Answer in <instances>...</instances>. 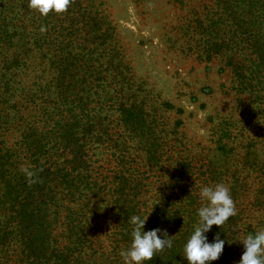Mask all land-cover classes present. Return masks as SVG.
<instances>
[{
  "label": "rangeland",
  "instance_id": "rangeland-1",
  "mask_svg": "<svg viewBox=\"0 0 264 264\" xmlns=\"http://www.w3.org/2000/svg\"><path fill=\"white\" fill-rule=\"evenodd\" d=\"M263 1L72 0L73 5L65 11L71 18L63 21V14L57 12L54 16L58 18L57 26L62 25L60 29L54 25L56 34L49 32L53 26L47 25L51 21L47 17L49 13L41 15L43 29L39 32L47 42L45 46H57L58 51L52 52L64 57L62 51L68 42L71 44L73 57L69 69L76 76L75 97L73 104L64 109L67 116L54 110L44 118L40 106L47 101L50 104L54 96L47 88L40 89L39 83L35 86L41 80L38 72L43 70L46 75L47 71L59 69L51 68L46 62L43 68L27 69L19 83L36 93V101L33 98L27 104L29 108L15 116L11 112L12 101L0 102V120L12 122V128L0 133L2 154L11 156L7 163L0 165V220L18 216L19 231L25 234L30 222L24 210L33 201L30 198H46L50 193L44 192L41 176L33 175L29 179L22 171L30 166L27 155L15 154L21 134L27 128L26 120L19 119H30L25 112L34 114L36 108L44 119L38 120L39 127L56 129L63 140L61 144H50L49 150L64 152L62 156L77 164L87 154L88 165L83 169L79 164L76 174L88 175L98 186L93 193L81 187L72 189V195L69 189L68 204L73 206H78L81 198L96 195L93 199L97 206L114 205L117 200L137 202L143 216L159 202L158 206L169 202L174 211L183 204V198L178 196L185 190L199 199L197 187L190 192L193 186L211 179L228 181L225 168L230 169V176L235 170L246 172L254 155L261 160L264 157V103L253 101L249 88L239 82H253L248 79L251 69L248 58L252 55L241 31L264 32V24L252 26L248 16L243 15L250 10L264 19L263 13L254 10L256 4L262 10ZM31 12L34 14L36 10ZM67 27L71 34H65ZM231 43L233 49L228 48ZM7 57L11 58L12 54ZM60 64L65 68V61ZM26 103V100L19 101L16 106L24 108ZM236 121L242 122V128H237ZM221 123L229 127L223 130ZM232 123L237 127L229 125ZM17 125L23 127L19 130ZM260 135L261 142L254 140L252 146L251 139ZM14 143L18 145L12 147ZM152 156L160 159V165L153 163ZM177 167L181 169L175 170ZM173 186H177L175 191ZM115 188H121L123 198H110ZM51 195L59 198V191ZM15 200L23 208L19 215L11 212ZM32 209L36 218L38 215L42 218V210ZM154 211L149 215L145 231L169 227L170 232L172 225H168L164 215H154ZM179 215L186 220L185 212L180 211ZM110 220L111 224L109 221L104 224L106 218L101 220L105 231L102 236L109 237L103 259L109 264H123L120 252L129 246L124 243L116 252L112 251L114 247H109L116 244L113 232L117 227L116 218ZM13 223L8 224L11 225L8 235L0 231V242L9 241L15 235L17 225ZM38 224L35 219L34 225L28 228L49 236L52 227L53 231L59 227ZM239 230L243 236L244 230ZM240 247L237 245L238 252L230 257L223 251L211 264H235L244 250ZM185 264H188L186 259Z\"/></svg>",
  "mask_w": 264,
  "mask_h": 264
},
{
  "label": "trees",
  "instance_id": "trees-1",
  "mask_svg": "<svg viewBox=\"0 0 264 264\" xmlns=\"http://www.w3.org/2000/svg\"><path fill=\"white\" fill-rule=\"evenodd\" d=\"M69 5H73L72 0H70ZM256 5L257 8H254V10L264 14V1L260 6L262 10L259 9V4ZM31 10L29 0H0V102L9 103L12 101L11 112L15 116L29 108L27 104L29 105L30 101L36 97V93H32L29 87L19 84L22 75L29 68L35 66L43 68V64L47 62L51 68L56 69L59 67V69L57 72L55 70L47 71L46 75L43 74V70L38 72L41 80L35 82V86L39 83L40 89L47 88L48 92L52 91L51 93L54 96L50 102L53 106H45L50 105L46 104L49 101L43 102L45 104L40 106V108L43 107L42 115L46 118V115L51 114L55 110L56 113H62V116L66 114L67 116L68 113L64 109L66 106L73 104L75 97L74 82L76 80V76L69 69L73 57L70 49L71 44L68 42L67 48L62 51V54L65 55L64 57H59L58 52H52L53 50L58 51L59 48L55 45L45 46L47 42L41 39L39 32V29H43V25H41L42 14L37 11L33 14ZM67 11L68 9H66ZM253 12L248 10L243 16H248L247 20L250 25L260 27V24H264V19L260 14H253ZM55 14H57L55 10H51L49 15H47V17L51 18L47 25H53L49 27L51 30L53 29V32L49 31L52 34L57 33L56 27L60 29L62 26H57L58 18H56L57 20L54 19ZM62 14L63 21L67 20L68 17L71 18L65 11ZM257 15L258 19L255 18ZM238 25L242 28L240 23ZM68 29L67 27L66 32ZM256 30L251 33L241 31V34L246 37L245 45L248 46L252 55L248 58V64L251 68L248 79L253 82L250 84L241 80L239 84L249 88L252 95H254L253 101L259 100L264 103V94H261L264 91V32ZM65 34L71 33L67 32ZM235 34L237 37L240 36L237 32ZM231 47L232 43L228 48L233 49ZM10 53L12 57L8 58L7 54ZM61 61H65V68L60 67L62 65L60 64ZM23 100L27 102L26 107L18 109L16 106L17 102L19 103V101ZM37 105L40 104L37 103ZM61 105L63 106L60 107ZM51 108L52 111H50ZM25 115L26 117L29 116L30 119L25 117L19 119L20 121L26 120L27 128L21 134L20 147L17 148L15 154L23 152V155H27L26 160L30 165L28 170L33 175L41 176L44 192L50 191V193L45 195L46 198H30L33 201L29 202L26 210H24L25 217L30 222L25 228V234H21L19 231L20 221L18 216H8L5 218L6 221L0 220V231H5L6 235L10 233L8 229L11 225L8 224L14 225L13 222H16L17 225L15 235L9 241L0 242V264H109L106 259H103V256H105L104 249H106V243L108 242L106 239L109 237L106 234V237L102 236L105 231L102 228L103 222L101 220L106 218L104 224L108 221L111 224L112 220L110 219L116 218L117 227L113 232L116 244L115 246L113 244L109 246L110 248L114 247L112 251L116 252L118 247L124 243H128V246H130L133 226L128 221L130 216H143L140 213L141 206L132 200L124 202H118L117 200L114 201V205L109 203L105 206H97L93 199L96 198V195L81 198L78 206L68 204L70 201L68 197L70 190L85 187L89 192L93 193L98 186L95 181L90 180L88 175L76 174L79 164H81L83 169L88 165L86 164L87 154H83L77 164L62 156L64 152L59 154L52 152V150H49L50 144L54 145V142L61 144L63 142L62 137L57 134V130H50L46 126L39 127L38 120L42 119L43 121L44 119L42 115H39L38 108H36L34 114L26 111ZM241 121L243 122L244 119H241ZM8 122V120H0V133H6L9 128H12V122ZM242 122L236 121L238 127L235 124L233 125L235 122L229 125L240 128V123ZM19 124L22 123L19 122ZM80 126L82 124H79ZM219 126H222L223 130L229 127L222 123ZM17 127L20 130L23 126L17 125ZM38 128L40 129L36 130ZM28 132L31 133L28 134ZM261 137L260 135L255 139L252 138L249 143L253 146L254 140H260ZM16 145L18 144L14 143L12 147ZM0 151V165H3L7 163L11 156L2 154L3 146L0 147ZM257 157V155H254L252 160L249 161L246 172L235 170L229 176L230 169L225 168V173L228 174L230 180L223 183L227 184L231 189L232 197L236 202L237 215L231 217L222 230L214 225L212 232L208 234L210 241L215 232H221V238L224 239H237L241 237L239 229L244 230L242 232L243 235L264 230V157L261 160ZM152 159L154 160L153 163L160 165L158 164L159 158L152 156ZM242 168L245 169L244 166ZM180 169V167H177L175 170ZM210 181H215V183ZM216 183L221 182L211 179L209 182H203L202 185H214ZM175 187L177 186L172 187L174 191ZM138 189L141 188L138 187ZM56 190L59 191V198L51 195V192ZM157 190L159 191V189ZM121 191V188H115V192L110 198H123ZM73 193L74 191L72 190V195ZM103 197L105 196L101 198ZM178 197L183 198L181 200L183 204H179V207L174 211H172V205L169 202L160 206L157 204L154 207V215H164L168 225H172L171 231L169 232V227H167V230L169 235H174V244L171 249H165L154 256L148 264H185V259L181 253L197 221L196 212L201 206V202L198 198H193L189 195L187 190ZM106 198L109 197L106 196ZM249 198L252 199L249 201ZM16 202L15 200L11 204V212L19 215L23 208L16 205ZM32 207L44 212L42 218L39 215L36 218L37 216H35ZM180 211L186 213V220L179 215ZM246 212L249 213V216H245ZM35 219L39 221L38 226L45 225L48 227L56 224L59 227L54 231L52 227L49 236L41 232L37 233L28 228L34 225ZM239 244L240 248H242L243 245L241 243H233L231 245L226 243L224 254H228V257H230L232 254L237 253L236 247ZM232 248H235V250L229 253ZM106 253V258L109 260L110 250Z\"/></svg>",
  "mask_w": 264,
  "mask_h": 264
},
{
  "label": "clouds",
  "instance_id": "clouds-1",
  "mask_svg": "<svg viewBox=\"0 0 264 264\" xmlns=\"http://www.w3.org/2000/svg\"><path fill=\"white\" fill-rule=\"evenodd\" d=\"M69 3L70 0H29V7L46 16L51 10L57 13L66 11ZM22 171L29 179L32 178L33 173L27 168ZM194 187L199 189L196 194L201 206L197 209V221L181 253L188 264H211L217 261L226 243L243 245L244 250L235 264H264V230L249 233L237 239H224L221 238V232H215L212 240H209L208 234L212 232L214 225L222 230L229 219L237 215L236 202L230 187L223 182L214 185H195L190 192ZM152 211L144 216L133 215L129 218L128 222L133 226L131 244L120 252L123 264H148L158 253L173 247L174 235H169L166 228L156 227L145 231Z\"/></svg>",
  "mask_w": 264,
  "mask_h": 264
}]
</instances>
